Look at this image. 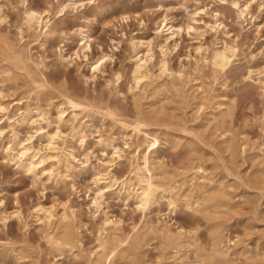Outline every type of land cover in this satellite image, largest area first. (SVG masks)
I'll return each instance as SVG.
<instances>
[{
  "label": "rangeland",
  "instance_id": "rangeland-1",
  "mask_svg": "<svg viewBox=\"0 0 264 264\" xmlns=\"http://www.w3.org/2000/svg\"><path fill=\"white\" fill-rule=\"evenodd\" d=\"M60 1L27 2L52 4L57 11L53 18L56 32L40 45L30 31H25L21 40L22 0H0L5 15L0 20V70H6L0 74V103L8 108V113L0 111V128H5L0 134V264H103L96 262L93 251L100 237H105L102 226L107 217L117 223L109 230L110 237L115 232L139 233L138 247L120 252L110 264H193L199 260L214 264L210 254L218 230H223L225 247L238 251L237 264H264V161L257 154L264 143V0H255L253 17L248 15L245 21L238 17L234 0H81L77 6L58 11ZM236 1L243 4L247 0ZM162 19L177 27L166 49L173 77L160 76L161 43L165 42L156 37V23ZM81 29L89 30L93 37L90 62L102 50L111 55L96 78L86 77L92 67L84 56L76 57ZM150 38H156L148 63L152 75L146 84L136 87L132 41ZM5 40L14 44L17 52L24 40L29 41L34 58L44 60L49 84L41 98L36 97L39 88L33 78L10 57ZM225 45L235 48L236 55L224 72H215L204 57ZM60 47L64 55L73 57L72 63L60 62ZM67 91L83 98L92 109L75 120L73 108L65 105L67 114L71 113L62 130L69 133L72 125H81L89 133L87 142L82 144L67 135L58 139V152L64 160L53 165L54 177L42 170L51 167L52 158L39 166L37 176L17 168L6 153L16 142L10 124L22 111L37 105L56 115L62 93ZM220 104L229 105L231 111L216 122L213 114L219 113ZM107 108L113 116L105 115ZM139 117L161 138L151 159L157 164L160 161L166 170L158 178L178 186L177 208L159 195L144 212L135 198L126 196L125 188L106 190L99 204L94 202L98 170L105 174L99 183L103 187L109 184V175L122 180L132 174L136 154L143 149L151 151L152 146L143 142L138 147L141 133L132 123ZM40 123L47 130L56 126L54 122ZM37 126L25 120L14 128L23 144L33 145L37 156L53 155L57 151L48 146L47 137L36 132ZM100 137L114 139L118 152L101 143ZM67 150L73 156H65ZM197 164L206 168L200 172L202 176L193 167ZM109 170L112 173L108 175ZM193 177L205 178L211 193L223 188L227 192L224 203L213 206L209 201L208 207L196 210L197 193L186 203L184 194ZM38 205L71 215L79 237L73 249L60 252L50 245L47 227L35 218ZM17 209L22 211V219L14 215ZM164 225L174 231L179 226L187 230L178 239L180 248L150 229Z\"/></svg>",
  "mask_w": 264,
  "mask_h": 264
},
{
  "label": "bare ground",
  "instance_id": "bare-ground-1",
  "mask_svg": "<svg viewBox=\"0 0 264 264\" xmlns=\"http://www.w3.org/2000/svg\"><path fill=\"white\" fill-rule=\"evenodd\" d=\"M28 0H22V3L25 5L24 17L22 24L20 26L21 40L24 39V32L30 31L33 32L36 36V40H39L40 45L46 44L51 36H53L56 32V25L54 22V15L56 14V10L52 4H47L44 6L29 4ZM81 0H63L58 4V11H63L67 7L77 6ZM255 0H247L243 4L239 1L234 0L233 3L238 7L237 13L238 17L242 19V21L248 20V15L252 14V6ZM218 16V15H217ZM5 15L3 13L2 4L0 3V20H4ZM127 16L123 17L126 19ZM169 23V22H168ZM166 22V19H162L157 22L156 27V37L163 38V42L161 43V48L164 53L163 58L160 61V76L166 74L167 76L173 77L175 75L174 71L170 69L168 60L166 58V49L168 48V42L172 38H174L177 27L174 24H169ZM222 24L216 23V27H219ZM165 26H168L167 31L165 30ZM78 36L80 38L79 49L76 51V57L81 58L84 56L87 62L90 63L92 67L91 75L86 76L88 79L96 78L98 73L104 71V66L106 62L111 59V55L102 50L100 55L90 62V52L92 51V40L93 37L89 30L81 29L78 32ZM2 37V36H1ZM156 38H150L148 40H140L139 42L136 40L132 41L133 45V79L136 83V87H142V85L146 84L151 78V70L149 67V60L153 57L152 47L154 45ZM5 43L8 49L11 51L10 57L21 64V68L26 71L36 83L39 90L36 91V97L39 99L44 96V92H46V88L49 84L48 78L46 77L43 67L45 66L44 60H38V58H34V54L32 52L31 43L26 40L23 41L24 45L22 46V50L17 52L14 50V44H12L5 40ZM146 49V51H144ZM58 58L60 62L72 63L73 57H67L64 55L62 51V47L59 49ZM236 55V49L233 47H229L227 45L224 48L215 49L212 54L209 56H205L204 60L207 63H211L213 65L215 72H224L226 68L232 63L233 57ZM6 70H0L1 72ZM40 75V77L37 76ZM181 75V74H180ZM119 75L117 79H119ZM172 79V78H171ZM172 81V80H171ZM264 81V80H263ZM174 84V83H173ZM179 84V83H178ZM175 85V84H174ZM52 87V86H51ZM55 87V86H54ZM201 87V85H200ZM2 94V90H0V95ZM63 101L58 108L56 115L51 113L49 108L42 107L37 105L34 108L28 107V109L22 111L20 117L15 119L10 126L12 127L11 132L16 137L15 145H10L7 147V156L10 160L15 161L17 168L24 170L28 173H33L35 176L38 175L39 166L45 162L48 158H52L53 162L51 163L50 168L44 167L43 173L48 174L50 177L56 176V170L53 165L62 164L63 163V155H61L59 149L58 139H62L64 135L68 137L80 141L82 144H85L88 140L89 133L83 126L72 125V129L69 133H66L62 130V124L67 121L68 105L73 108L72 115L75 120H78V116L83 111H89L92 109L91 104L86 102L80 96L72 93V92H63ZM227 104V103H226ZM93 105V104H92ZM94 108V107H93ZM96 109V108H95ZM231 107L229 105L220 104L219 113L216 112L213 114L214 120L217 122L219 116H224L227 112L231 111ZM0 111H4L5 113L8 111V108L0 103ZM8 113V112H7ZM230 113V112H229ZM114 112L107 108L105 111V115L113 116ZM35 117V118H34ZM115 118V117H114ZM124 118V117H123ZM8 119L11 120L12 117L8 115ZM25 120H29L31 123L38 124L36 132L40 136L47 137L48 146L57 152L50 156H37L36 151L33 150V145L23 144V141L20 139L18 132L14 128V125L18 122H24ZM118 120V119H117ZM123 120V119H122ZM222 120V119H221ZM41 121L47 122V124H51L54 122L56 124L54 130H47L40 123ZM80 121V120H79ZM124 121V120H123ZM215 123V122H214ZM223 123V122H222ZM221 123V125H222ZM135 130L138 131V134L141 133V138L138 139V147H141L142 143H145L147 147H151V151L147 152L143 149L141 152L136 154V161L132 163L133 169L131 170L130 175L126 176L122 180L115 177V175H109L112 173L111 170L107 172L110 178L109 184H105L103 187L100 186V181L105 175L101 170L96 172V182L97 186V194L94 197L95 203L99 204V198L103 196L106 190L119 188L122 190L125 188L126 196L133 197L137 201V206L142 211L146 212L151 206L157 202L159 195L162 197H166L168 204L174 209L177 208L179 204V198L175 195V191L178 186L176 185H167L158 177L161 174H165L166 170L162 167V163L158 161V164L151 159V153L157 151V147L161 144V138L156 131H152L147 128V123L145 118L139 117L135 119L132 123ZM264 125V120H263ZM133 129V130H134ZM5 132V128H0V134ZM224 132V131H223ZM222 132V133H223ZM236 137V136H235ZM100 142L106 146H111L115 148V151L118 152L117 145L114 142V139L110 138H99ZM228 141V140H227ZM249 140L247 139V142ZM232 142V141H230ZM229 142V143H230ZM228 143V145H229ZM236 144V143H235ZM19 145V147H18ZM232 146L233 143H230ZM149 147V148H150ZM230 149V148H229ZM246 149V147H244ZM232 152V151H231ZM257 154L260 157V160L264 161V143L260 145L257 149ZM65 156H73V152L70 150L65 151ZM120 156V155H118ZM75 157V156H74ZM121 157V156H120ZM76 158V157H75ZM191 160V159H190ZM66 166L70 168L69 163H66ZM196 168V173L205 172L206 168L202 164L193 165ZM202 176V175H201ZM200 179V180H199ZM119 181V182H118ZM206 179L201 177H193L191 188L184 194L186 199V203H190V197H193V194L197 193V198L194 200L195 209L202 210L208 207L207 202L211 201L213 206H221L224 203V199L227 192L222 189H217V192L211 193L207 189ZM211 189V188H210ZM192 204V205H193ZM207 205V206H206ZM226 205V204H225ZM35 218L36 220L47 227V241L50 243L52 247L60 252H64L66 250L73 249L79 241V237L74 230L72 217L69 213L63 212L62 214H58L52 207H45L44 205H38L34 208ZM69 212V211H68ZM74 213V211L72 210ZM14 215L22 219V211L17 209L14 212ZM6 220V217H2ZM117 224L114 220L107 217L103 221L102 233L105 234V237H100L97 248L93 251L96 262H101L103 264H110L120 252L124 250H135L139 244V233H114L111 237L110 229H113V225ZM151 227V226H150ZM222 228V225H221ZM151 231L154 234H162L169 244H175L176 248H180V244L178 243V239L187 232V230L179 226L177 231L172 230L169 225H164L163 227H151ZM220 229V228H219ZM218 240L213 246V251L210 254L211 261L214 264H237L235 255L238 251L230 252L229 247H225L224 243V233L223 230H218V234L216 237ZM238 240V239H237ZM223 244V245H222ZM234 244H237L234 241ZM171 246V245H170ZM191 246V243L188 244ZM173 249V248H172ZM175 249V248H174ZM208 250V249H207ZM198 253V252H197ZM233 253V255H232ZM203 259V258H202ZM193 264H202L199 260L197 263ZM35 264H40L36 262Z\"/></svg>",
  "mask_w": 264,
  "mask_h": 264
}]
</instances>
